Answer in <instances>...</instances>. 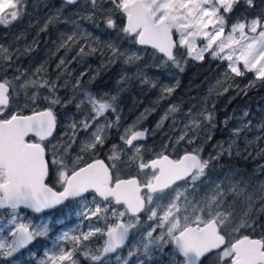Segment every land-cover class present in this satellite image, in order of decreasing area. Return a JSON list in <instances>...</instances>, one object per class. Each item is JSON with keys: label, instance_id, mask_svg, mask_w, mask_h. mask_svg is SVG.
Segmentation results:
<instances>
[{"label": "rangeland", "instance_id": "obj_1", "mask_svg": "<svg viewBox=\"0 0 264 264\" xmlns=\"http://www.w3.org/2000/svg\"><path fill=\"white\" fill-rule=\"evenodd\" d=\"M130 1L132 0H115L114 4H104L93 9L88 0H79L74 6L65 5L63 0H24L20 6L24 10L23 15L11 25H2V27L7 29L14 25L23 30L30 27L32 31L28 35H25L28 31L23 32L22 35L19 31L15 34L0 33V45L8 48L12 53L11 61L5 62V69H11L14 73L11 75L12 78L20 77L15 83L16 93H22L25 96L31 89L34 99L39 101L38 95L42 93V89L32 87L26 82L31 79L48 80L47 74L54 73L60 62L58 58L65 59L66 64L60 68L61 72L58 74L62 82L59 90H63L64 94L61 98L64 101L62 102L64 111L57 116L59 132H64L62 135L59 134L61 143L63 141L61 145L64 146V165H83L94 159H101L106 165H145L148 161L162 155L177 159L184 153H194L201 158L204 165H209L206 170L196 173L191 182L178 187L172 195L148 200L144 215L150 221L156 219L152 218L151 210H157L159 219L168 220L171 217L170 225L168 222L159 226V236L166 238L167 243L170 242L174 231L191 223H201L205 219H212L230 240L238 236L242 237L241 233L252 223L261 221L264 227V169H261V175L250 176L249 173L238 170L234 166L219 162L231 155L238 156L246 152L249 142L244 141L243 136L233 135V130L246 126L240 133H248L251 130L249 119L252 114L247 110L237 109L230 118L218 119L217 117L237 97H242L243 94L255 91L257 88H264V82L256 80L254 72L246 70L244 76L236 77L228 70L227 61L213 59L207 53L203 61L182 58L180 63L184 67L183 72L171 63L162 65L160 55L152 49L137 47L134 37L127 36L122 31L119 21L123 24L126 6ZM140 1L151 10L156 21L163 18L166 24L168 23L166 11L161 10L167 4V0ZM121 3L124 4L123 9L118 6ZM254 3L255 7L248 9L246 13L237 11L231 15L229 24L226 26V33L231 30V23L238 18L250 21L264 13V0H254ZM240 8L244 7L240 6ZM93 12L95 23L114 19L116 28L108 29L106 23L96 27L93 23L81 18ZM72 21H76L79 28ZM45 25H47L46 29ZM258 32L252 34L246 30V35H255L258 38ZM35 33H44L50 37V40L48 42L46 40L42 48L36 49L38 35L36 40L31 38V34ZM73 33H77L76 42L69 44V48L59 47ZM86 33H90L91 36H86ZM172 37L176 40L175 30L172 32ZM224 38L221 37V39ZM236 38H240L238 34ZM109 42L116 44L124 55L113 59L112 52L108 48ZM222 42L227 43V40ZM248 42L251 40L245 41V43ZM176 43L178 44L179 41L177 40ZM197 43L198 46H203L205 41L198 39ZM90 47L97 49L90 55L94 57L91 61L98 63L99 66H95L96 68L92 69L93 72L87 74L88 70L80 68V63L85 59L90 62V55L81 56L78 53L81 48L88 52ZM133 52H136L141 59L126 64L125 59ZM8 63H11L10 68ZM49 64L51 70L47 72ZM198 64L203 65L200 73H191L193 66ZM74 65L79 67L76 75L73 72ZM238 67L243 70L242 63ZM41 68L42 71L37 73V69ZM187 73L189 77L186 76ZM145 77L150 81L149 84L143 83ZM192 79L198 82H192ZM253 81H255L254 85L249 87L250 82ZM153 84L155 87L152 86ZM165 85H175V89L171 96L165 95V98L161 99V88ZM85 93L91 94L99 102H111L114 110H106L103 117L92 120L94 115L92 105L88 102ZM113 96L117 97L115 101L111 100ZM69 100L72 102L68 103ZM18 104L30 108L26 102L18 101ZM77 104L81 105L79 109L76 107ZM172 106H176L177 111L170 113L162 128L157 129L158 122ZM146 109L151 111L146 118H142L141 114ZM245 112L248 113L247 116ZM209 113L213 115L211 123L203 119ZM192 117H196L201 122V127L195 131L189 129L188 138L178 142L181 132L185 129V125L190 123ZM81 120H88L91 127L87 131L79 130L74 138L73 130L69 125ZM106 123H112L113 127L105 128L102 144L95 148H86V144L95 143L92 133L97 125ZM134 123L137 130L147 128L154 131L149 132L146 140L127 146L120 137L125 129ZM212 124L215 127H212ZM217 130L219 138L214 139L213 136ZM209 134L210 140L207 139ZM188 139H193V143H188ZM232 141H235V144H232ZM106 142L107 146H105ZM230 145L231 153L229 154L227 150ZM222 151L223 155L217 159V153ZM257 195L260 196V201L254 210L240 212L241 215L235 220V212L245 207ZM227 199L234 203L231 212L227 210V205H224ZM122 214L114 207L116 217L120 218ZM127 225L136 232L137 240L140 235L142 238L147 234L149 227L150 230L158 227L156 223L146 224L149 227H140V229H136L131 223ZM224 252L231 254L228 247L221 255Z\"/></svg>", "mask_w": 264, "mask_h": 264}, {"label": "snow or ice", "instance_id": "obj_2", "mask_svg": "<svg viewBox=\"0 0 264 264\" xmlns=\"http://www.w3.org/2000/svg\"><path fill=\"white\" fill-rule=\"evenodd\" d=\"M24 0H0V25L9 26L13 22L17 21L23 15V9L21 4ZM65 5L76 4L77 0H64ZM93 9L100 7L104 4H114L115 0H88ZM121 9L124 8V4L118 5ZM243 6L245 11L255 7L254 0H167V4L161 8L162 11H166L168 16V23L156 25L152 24V21L147 18H140L137 22L126 25L122 30L125 35L133 36L137 33V28H143V31L136 36L135 42L137 44H147L156 50L157 54H162L161 64L166 65L171 63L172 66L178 68L181 72L184 71L183 65L180 60L184 57L190 58L195 61H203L205 54H209L213 59H221L227 61L228 70L236 77L245 75V70L248 72H254L255 79L264 82V13L256 16V18L250 21L243 18H238L234 23H231V30L226 33V26L229 24V18L240 7ZM63 7V5H62ZM7 10V11H6ZM82 19L88 20L93 23L94 26L99 27L100 24H105L108 29H115L116 23L114 19H108L107 21L101 20L99 23H95V13H90L87 16H81ZM131 18V17H130ZM163 19V18H162ZM183 21V23H179ZM51 22V21H50ZM79 28V24L76 21H72ZM47 25H45V29ZM190 29V30H189ZM258 29L259 32H258ZM44 29H42L43 31ZM175 30L176 40H172V32ZM248 33L256 34L258 32V38L246 35ZM237 34L239 39L236 38ZM86 36H91L90 33H86ZM221 37H225L221 39ZM198 39L205 41L203 46H198ZM227 40V43L222 42ZM77 40V33H73L67 37V40L62 42L59 47L69 48V44H74ZM179 41L177 44L176 41ZM251 40V42L245 43V41ZM97 42H99L97 40ZM237 46H239L237 48ZM108 48L111 50L113 59L124 55L119 51L116 44L109 42ZM179 49V50H178ZM227 50V52H226ZM97 51L96 48L90 47L88 52H85L81 48L78 55H90ZM12 53L8 48L0 45V72L6 71L5 62L11 61ZM141 57L133 52L127 56L125 63H131L139 60ZM111 62V61H110ZM243 65V70L238 67L239 64ZM66 64L65 59L61 58L57 64L59 70ZM8 67H11V63H8ZM19 71V69H16ZM42 71L37 69V73ZM20 77H13L8 79L5 77L0 81V118L4 117L6 109L10 108L12 100L16 95V81ZM59 79V77H58ZM32 87L47 88L50 93L55 94L56 82L46 79L37 80L31 79L26 82ZM144 84H149L150 81L145 77ZM255 81L250 82L249 87L254 85ZM79 84V81H77ZM155 87V84L152 85ZM175 85L163 86L161 88V99L165 98V95L171 96L174 92ZM227 91V89H225ZM88 102L92 105V120L103 117L106 110L113 109L111 102H99L93 98L91 94L85 93ZM35 98V97H34ZM49 97H45V100H49ZM117 99L116 96L111 98L112 101ZM72 101L69 100L68 103ZM61 101L58 97L50 99V106L43 111H33L30 116L20 115L18 112H13L7 119H0V136H6L13 148L14 154L18 156L23 162L26 163L30 172V182L34 189V194L29 196L26 193L14 192L10 195L3 197V202L0 203V216L6 218L7 224L11 225L7 238H0V262L2 264H13L14 254L20 253L26 249L35 239L41 237H47L49 234L50 226L46 222H42L39 225L28 221L26 218H22L19 211L20 207L31 210L33 213L41 214L44 210L53 209L55 206L61 204L63 200L69 196L79 195L85 191V187L81 186V183L69 182L68 185L63 187V191L56 192L51 187V182L55 179L58 182L64 181L67 173L60 170L59 165L62 161H58L55 158L51 163L46 159V148L43 141L53 135L54 129L57 126V118L54 114L51 105H58ZM83 103V101L81 102ZM80 104L76 107L79 109ZM150 109H146L141 114L142 118H146ZM177 111L176 106H172L168 109L165 115L158 122L156 128H162L164 121L167 119L170 113ZM202 115V114H201ZM248 113L245 112V116ZM119 117L117 118V120ZM204 121L211 123L213 115L209 113L203 117ZM69 127L73 130V137H76V133L83 129L89 130L91 125L88 120H81L78 123L72 122ZM113 127L112 123H106L105 125H97L96 130L92 133L95 137V143L86 144V148H95L102 144V137L105 128ZM201 127V122L192 117L189 124L185 125V129L181 132L179 141H183L188 138V130L195 131ZM212 127H215L212 124ZM242 126L233 130V135L239 136L243 131ZM264 128V125H261ZM250 130V129H249ZM150 131L147 128L137 130L136 124L129 126L125 129L120 140L131 146L134 142L144 141ZM29 134H33L38 138L39 142H30L26 140ZM130 134V135H129ZM128 137L127 139H125ZM207 139H211V135L207 136ZM257 139H261L258 137ZM188 143H193V139H188ZM235 144V141H232ZM231 153V145L227 150ZM264 153V150H261ZM239 154V153H238ZM260 154V153H258ZM223 155V151L217 153L216 158L219 159ZM2 167V165H0ZM202 167V166H201ZM264 168V167H262ZM74 175V174H73ZM9 201H13L9 204ZM5 204H9L10 211L7 214H2ZM79 215V213H77ZM61 223L63 221H60ZM77 226V231H78ZM91 228V225L88 226ZM253 231H254V225ZM127 229L123 231L109 232L107 239L99 246H95L93 238H98L103 234L99 232V229L95 231H89L87 233H81L75 237H69L68 232H62L56 236L57 242H63L68 245L59 247L58 254L48 255L45 252L46 260L41 264H80L78 257L82 255L85 260L90 264H109L107 259L102 260L105 254H116L117 249L121 248L124 244V238L126 236ZM148 236H152V232L148 233ZM251 239V238H250ZM253 243L257 244L261 249V261L259 264H264V235L259 240L253 239ZM167 242L165 241V245ZM144 252L148 256L149 261L152 260V251H161V249L151 248V241L144 243ZM195 252V258L189 260V252ZM133 250H129V255L126 258L121 259L119 255H115V260L118 264H132V257L134 255ZM212 254V250H197L195 248L189 249L183 242H175L173 251L169 253L171 264H206L208 257ZM219 264H226L230 259L234 260V257L230 253L224 252L223 255L217 257ZM140 264H144L143 261Z\"/></svg>", "mask_w": 264, "mask_h": 264}, {"label": "flooded vegetation", "instance_id": "obj_3", "mask_svg": "<svg viewBox=\"0 0 264 264\" xmlns=\"http://www.w3.org/2000/svg\"><path fill=\"white\" fill-rule=\"evenodd\" d=\"M79 0H77L78 3ZM64 3V1H63ZM76 3V4H77ZM65 4V3H64ZM76 4H72L69 6H74ZM72 8V7H69ZM20 32L22 35L23 32H26L25 35H28L32 29L30 27H26L25 30L16 26H10L6 29V27H2L0 25V33H16ZM38 35V44L37 48H42L43 44L50 40L48 35L44 33H35L31 34V38L37 39ZM159 55V54H158ZM161 56V55H160ZM90 62H87L86 59L80 63V68L87 69V74H91L92 69L96 68L95 66H99L98 63L91 61L94 59L92 55L89 57ZM60 61V58H58ZM104 66V65H103ZM50 64L48 66V71L51 70ZM13 68V67H12ZM73 72L75 75L77 74L79 67L74 65ZM53 70V69H52ZM57 70V71H56ZM56 72L48 73V80L56 82V90L55 94L50 93L47 88H40L41 94L38 95L39 101L34 99L33 92L31 89L28 91V95L23 96L22 93H16L12 100V104L9 109H6V113L4 117L0 119H7L12 115L13 112H18L20 115L28 116L33 113V111H43L50 106V99L58 97L61 101L58 105H51L54 114L57 116L61 115L64 111V106L62 105L63 99L62 93L63 90H59V87L62 86L61 79L58 74H60L61 69L56 68ZM14 73L11 69H8L4 72H0V81H2L5 77L8 79H12ZM14 77V76H13ZM38 90V91H39ZM67 96V94L65 93ZM49 97V100H45V97ZM19 102H26L30 105V108L19 105ZM32 104V105H31ZM58 121V120H57ZM59 125L57 124L54 129L53 135L48 137L47 140L43 141L44 147L46 148V159L51 163L52 159L55 158L58 161H62V164L59 165L61 171L67 173L68 175L65 177L64 181L58 182L57 180H53L51 182V187L56 192L63 191V187L66 186V181L68 177L76 172L78 169L86 166V165H64V151H63V143H61V139L59 138V134H63L64 132H59ZM26 140L30 142H39L38 138L32 134L26 137ZM201 159V158H200ZM88 163V162H87ZM86 164V163H85ZM104 169L107 173L108 181L105 180L104 185L107 190H112L113 185L117 181H123L128 179H133L136 181L137 186L139 187V198L142 201L141 210L129 211L126 206L122 203H116L113 194H106L105 197L98 196L94 191H85L80 193L79 195L67 196L63 202L53 209L43 211L41 214L33 213L31 210H26L20 207L19 211L21 213L22 218H26L28 221L39 225L42 222H46L50 226L49 234L47 237L37 238L32 242L26 249L22 250L20 253L14 254L13 264H41L42 261L46 260V256L44 252H48V255L58 254L59 247L65 246L68 247L67 244L63 242H57L55 237L60 235L62 232H68L69 237H75L81 233H87L89 231H95L99 229V232L103 235L98 238H93L95 241V246L99 247L105 239H107L109 232L114 231H123L125 228L127 229L126 236L124 238V244L121 248L117 249L116 254H105V257H102V260L107 259L109 264H118L115 260V255H119L121 259L128 257L129 250L134 251V255L132 257V264H140L141 261L144 264H171V259L169 253L173 251L175 247L174 239L180 234V232L185 228H193L196 229L203 227L209 221H213L212 219H205L201 223H191L189 225H185L180 229L174 231L171 235L170 242L165 245L166 238H160L159 236V226L167 224H171V217L168 220H163L162 218H158L157 210H151L152 218H156L153 221H150L147 216H145V207L147 205L148 200L156 197H166L172 195V193L180 186H184L187 183L191 182L194 175L198 172L204 171L208 168L209 165H199V167L194 168L190 174L179 181H176L171 184H165V188L152 190L150 186H152V182L156 177L159 166L160 165H103ZM202 166V167H201ZM161 167V166H160ZM16 171V180H18V175L20 174L18 168H15ZM13 171V172H14ZM21 176L19 178L21 180H30V172L27 167L22 169ZM14 180V178H13ZM6 175L3 167H0V184H4L6 182ZM22 182V181H20ZM114 207L119 209L123 214L122 216L116 217L114 215ZM10 211L8 205L4 206V210L2 214H7ZM79 213V215H77ZM60 221H63L62 223ZM128 223H131L136 229H140V227H149L146 224L154 225L158 224L157 228L147 231V234L137 240L136 232H133L129 227ZM215 223V222H214ZM216 224V223H215ZM91 225V228L88 226ZM78 227V231L76 230ZM217 226V235L223 238V245L218 249L212 251V254L208 257L206 264H219L217 257L221 255L223 250L228 247L231 252V256L233 253L231 251V243L240 238L237 237L234 240H230L226 233L222 231L218 225ZM12 226L7 224L6 218L4 216H0V238H7L8 232ZM152 232V236L149 237L148 233ZM250 238V237H249ZM255 239V238H254ZM259 240V239H258ZM151 241V248L156 249L159 248L161 251H152V260L149 261L148 256L144 252V243ZM155 241V242H154ZM167 242V241H166ZM80 264H90L89 261L85 260L82 255L78 257ZM231 259L226 262V264H230ZM2 264V262H0ZM68 264V262H65Z\"/></svg>", "mask_w": 264, "mask_h": 264}, {"label": "water", "instance_id": "obj_4", "mask_svg": "<svg viewBox=\"0 0 264 264\" xmlns=\"http://www.w3.org/2000/svg\"><path fill=\"white\" fill-rule=\"evenodd\" d=\"M140 18L150 19L153 25L157 23L166 24L164 19L156 21L151 10L140 0H132L126 6V15L123 19L122 30L126 25L137 22ZM141 31H143V28H137V33L133 35L135 45L140 48H150L156 52L155 49L147 44L141 45L135 42L136 36L139 35ZM171 38L174 40L172 36ZM159 55L162 56V54ZM127 146L129 145L127 144ZM21 162H23V160L14 154L9 139L6 136H0V165L4 168L7 180L4 184H0V203L3 202V197L14 192L26 193L29 196L34 194V189L30 180H21L19 178L23 176L19 177V175L17 178L18 180H16L15 168H21L23 166L28 168L27 165H22ZM84 165L86 166L78 169L73 173L74 175L71 174L68 177L66 185H68L69 182H79L81 186L85 187V191H94L100 197H105L106 194H113L115 202L124 204L129 211L141 210L142 201L139 198V187L135 180L128 179L117 181L114 183L112 190L109 191L104 185L105 180L108 181L107 173L103 166L106 165L104 161L101 159H94ZM145 165L161 166H159V171L152 182V186H150L152 190H157L158 188H165V186H167L165 184H171L186 178L194 168L199 167V165H204V163L196 154L184 153L177 159L162 155L148 161ZM11 202L13 201H9V204ZM9 204L5 205L9 206ZM216 231L217 226L214 221H209L198 229L195 227L185 228L174 239V244L175 242H183L189 249H210L214 251L223 245V238L217 235ZM253 239L254 238L250 239L247 236H242L231 243L230 247L234 260L231 259L230 264H259L262 259L261 249L257 244L253 243ZM194 258L195 252L190 251L188 259L191 260Z\"/></svg>", "mask_w": 264, "mask_h": 264}, {"label": "trees", "instance_id": "obj_5", "mask_svg": "<svg viewBox=\"0 0 264 264\" xmlns=\"http://www.w3.org/2000/svg\"><path fill=\"white\" fill-rule=\"evenodd\" d=\"M239 9L240 10L237 9L233 14L237 13V11L246 13L244 8L241 9L239 7ZM119 25H122L121 21H119ZM202 66V64L194 65L191 73H200ZM186 76L189 77V74L187 73ZM195 81L198 82V80L192 79V82ZM237 109L247 110L252 114L251 118L249 119L251 130L248 133L239 134L240 137H245L244 141L249 142V146L246 148V152L241 153L238 156L231 155L225 160L221 159L219 162L220 164L234 166L238 168V170L249 173L250 176L261 175V169H264L261 167L262 165L264 167V153H261V150H264V128L261 127V125H264V88L260 87L255 91H250L246 94H243L242 97H237L231 102L229 107L224 112L218 114L217 117L218 119L223 117L230 118L234 113V110ZM217 124L218 121L215 125L217 126ZM258 137H261V139H257ZM213 138H219L218 130L215 132ZM244 141L242 142V145L244 144ZM105 146H107V142L105 143ZM259 201L260 196L257 195L252 200H250V202L245 207H241L240 209H238L234 215L236 216L235 220H237L238 216L241 215L240 212H245L246 210H249L251 212L252 210H254L257 204H259ZM224 205H227V210L231 212V208L234 206V203L227 199ZM251 225L255 226L254 231ZM251 225L249 228L245 229L240 236L261 239L262 235H264V227L262 225V222H255Z\"/></svg>", "mask_w": 264, "mask_h": 264}, {"label": "bare ground", "instance_id": "obj_6", "mask_svg": "<svg viewBox=\"0 0 264 264\" xmlns=\"http://www.w3.org/2000/svg\"><path fill=\"white\" fill-rule=\"evenodd\" d=\"M21 164L22 165H26V163L25 162H21ZM20 166V165H19ZM26 166H23V167H21V168H18V170H19V172H20V174H19V176H21V173H23L22 172V169H24ZM24 176V175H23Z\"/></svg>", "mask_w": 264, "mask_h": 264}]
</instances>
